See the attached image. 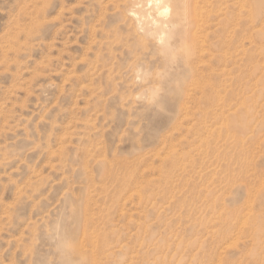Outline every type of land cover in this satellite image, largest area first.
<instances>
[{"label":"rangeland","instance_id":"1","mask_svg":"<svg viewBox=\"0 0 264 264\" xmlns=\"http://www.w3.org/2000/svg\"><path fill=\"white\" fill-rule=\"evenodd\" d=\"M187 7L0 0V264H264V0Z\"/></svg>","mask_w":264,"mask_h":264},{"label":"bare ground","instance_id":"2","mask_svg":"<svg viewBox=\"0 0 264 264\" xmlns=\"http://www.w3.org/2000/svg\"><path fill=\"white\" fill-rule=\"evenodd\" d=\"M150 1V3L152 2V0H149ZM160 1V0H159ZM166 1H168V2H171L173 5H175V16L177 17L175 20H173V23L174 22H178L179 24H181L182 22H186L187 20H188V7H187V0H166ZM189 1V0H188ZM198 1V0H197ZM156 2V1H155ZM194 2V1H193ZM205 3V2H204ZM162 4V3H161ZM194 4V3H193ZM195 4H199V3H196L195 2ZM201 4V3H200ZM206 4V3H205ZM136 6V5H135ZM150 6V5H149ZM201 8V6H197V8ZM192 10H194L193 9V7H192ZM195 10H197L196 8H195ZM199 10H201V9H199ZM168 12V8H166L164 11H163V13H167ZM194 12V11H193ZM197 12H198V10H197ZM203 12V11H202ZM130 13V12H129ZM131 14H133V13H131ZM159 14V13H158ZM195 14V13H194ZM193 14V15H194ZM199 14V13H198ZM197 14V15H198ZM128 15V14H127ZM136 15V14H135ZM203 16V15H202ZM151 17V16H150ZM205 16H203V18H204ZM201 18V17H200ZM149 19V18H148ZM196 19V18H195ZM201 20H202V18H201ZM205 20V19H204ZM199 21V20H198ZM137 23H138V21H136ZM200 23H201V21H199ZM140 23V22H139ZM177 23V24H178ZM175 24V23H174ZM133 25V24H132ZM198 25H199V23H198ZM155 26V25H154ZM153 26V27H154ZM139 27V26H138ZM197 31H199V30H197ZM135 32V31H134ZM136 33V32H135ZM168 33V32H167ZM194 33V32H193ZM197 33V32H196ZM164 34V33H163ZM165 35V34H164ZM181 35H183V33H181L180 32V36ZM197 35V34H196ZM139 36H141V35H139ZM161 36H163V35H161ZM194 38V40H195V36L193 37ZM192 38V39H193ZM160 40V39H159ZM156 41V40H155ZM194 42V41H193ZM164 46V45H163ZM165 47V46H164ZM189 55V54H188ZM138 78V77H137ZM193 87V86H192ZM220 103V102H219ZM225 103V102H224ZM219 105V104H218ZM230 113V112H229ZM231 115V114H230ZM108 174V173H107Z\"/></svg>","mask_w":264,"mask_h":264}]
</instances>
